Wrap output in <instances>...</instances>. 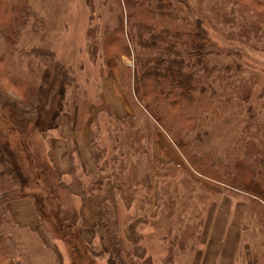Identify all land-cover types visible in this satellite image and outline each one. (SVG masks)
Returning <instances> with one entry per match:
<instances>
[{
    "label": "trees",
    "instance_id": "obj_1",
    "mask_svg": "<svg viewBox=\"0 0 264 264\" xmlns=\"http://www.w3.org/2000/svg\"><path fill=\"white\" fill-rule=\"evenodd\" d=\"M46 1L0 0V96L15 99L29 112L33 118L27 123L39 124L54 102L57 120L65 113L73 118L71 132L79 134L87 127L92 171L86 173L77 151L71 161L69 156L73 165L67 174L78 199L94 208L92 224L86 220L85 230L93 229L101 238L108 260L153 264L140 234L132 235L128 228L138 219L144 221L150 208L148 217H154L159 206L168 217L173 214L174 202L161 203L159 193L155 199L151 184L133 183L136 166L142 163L150 183L155 176L180 177L189 195L197 190L213 195L222 191L246 201L247 214L257 223L264 261V89H257L253 66L238 50L264 53V0H111L109 18L87 30V52L91 61H99L101 75L121 69L119 86L132 112L124 118H116L104 106L92 113L88 96L69 69L56 65L52 52L21 46L25 32L35 35L43 28L34 5ZM88 3L92 10L91 0ZM122 58L132 60L133 66L112 64ZM32 63L63 71L66 78L59 82L56 76L52 87L47 78H38ZM58 83L64 91L56 94ZM229 114L240 119L238 136L226 154L214 153L205 143L212 128ZM54 116L46 130H57V124L52 126ZM145 121L151 123V142L165 136L185 166L153 154L147 134H136ZM127 132L134 135L130 144H122ZM68 136L65 147L69 140L77 144L72 133ZM1 137L0 264H31L24 241L12 233L15 224L7 207L14 190L29 176L22 174L20 159ZM137 200L142 217L129 216L121 229L119 207L129 210ZM181 213L175 214L178 226L166 229L162 237L167 246L164 264H173L177 255L187 253L193 264L202 244V221L195 217L187 223Z\"/></svg>",
    "mask_w": 264,
    "mask_h": 264
},
{
    "label": "rangeland",
    "instance_id": "obj_2",
    "mask_svg": "<svg viewBox=\"0 0 264 264\" xmlns=\"http://www.w3.org/2000/svg\"><path fill=\"white\" fill-rule=\"evenodd\" d=\"M91 3L92 10L88 0H47L44 3H36L35 15L43 28L35 35L25 32L21 46H36L52 52L56 65L69 69V74L73 76L79 89L88 96L92 113L96 115L104 106L111 110L116 118H124L132 115V112L119 86L121 69H109V72H104L103 76L99 61H91L87 52V30L90 26L104 24L109 18L111 0H91ZM99 14L102 17L93 20V16ZM214 21L218 22L216 19ZM238 50L253 66L256 87L261 91L264 89V53L245 47H239ZM121 60V62L114 60L112 64L117 67L121 64L130 68L133 66L130 59ZM32 68L36 70L38 78H47L52 83V87L56 76L59 82L66 78L63 71L46 70L40 63H32ZM60 90L64 91V86L61 88L58 83L57 91L56 88L53 91L58 94ZM11 100L0 96V135L6 142L8 150L15 158L20 159L22 174L25 172L24 174L29 177L26 184L14 190L7 207L15 224L12 233L18 234L24 241L29 261L31 264H115L112 260H108L104 252L105 244L100 241L101 238L95 231L85 230L89 226L84 224L86 220L89 219L88 222L92 224L94 208L91 204H83L78 199L71 177L61 168L57 157L52 155L49 145L51 138L52 145L56 140L64 143V132L65 135L72 133L78 144H73L69 140L67 144L69 146L61 150L63 144L60 143L62 144L59 147L60 152L63 155L66 152L68 156L69 171L73 165L72 162L70 163L72 155L78 151L82 156L80 161L89 174V171H92L89 162L91 161L92 165L93 161L88 158L91 154L87 127L79 134L71 132L73 118L65 113L60 120H57L53 114L56 110L53 106L54 102L50 109L51 113L42 114L39 124H36L37 120L35 123H27L25 120L31 118V114L18 107L13 101L15 99ZM99 103L100 107L97 105ZM257 104H260V101H257ZM52 116H54L52 126L58 125L56 131L46 130ZM149 124H151L149 121H145L140 129L136 130V134L142 131L147 134L150 144L152 143L153 154L158 159L168 158L185 166V162L165 136L161 135L158 140L151 142ZM101 126L103 129V123ZM41 129L44 130L42 134L39 131ZM239 129L240 119H236L232 114L226 115L212 128L205 143L207 149L217 154L221 151L226 154L227 149L231 148L232 142L238 136ZM84 134H87L86 149L81 143ZM133 135V132H127L122 144H130ZM4 157L6 164L10 166L6 152ZM41 170L44 172L43 175ZM155 177H152L154 180L150 183L143 164L139 163L133 174V183L144 180L147 185L151 184L155 199L159 193L162 198L161 203L168 200L174 202L173 214L168 217L167 210L159 206L156 215L148 217L146 215L153 211L150 208L144 221L138 219L128 228V232L132 235L134 232L140 234L142 244L148 256L152 258L153 264H164L167 246L162 237L167 232L166 229L178 226L175 214L180 212L187 223L195 217L202 221V244L199 246L198 258L195 257L193 264H264L261 259V247L258 245L260 237L257 223L249 218L246 201L227 196L222 191L213 195L204 190H197L193 195H189L180 177ZM203 198L205 201L202 200ZM140 200L144 201V199ZM139 203L140 201L136 202L129 210L119 207L121 229L129 216L143 214L139 210L141 205ZM57 217L58 221H55ZM190 254L177 255L173 264H191Z\"/></svg>",
    "mask_w": 264,
    "mask_h": 264
},
{
    "label": "crops",
    "instance_id": "obj_3",
    "mask_svg": "<svg viewBox=\"0 0 264 264\" xmlns=\"http://www.w3.org/2000/svg\"><path fill=\"white\" fill-rule=\"evenodd\" d=\"M67 136H68V134L67 135H65V132H64V134H63V137L66 139L67 138ZM86 139H87V134H84V136H83V140L81 141V143H82V146H84L85 147V149H86V146H87V142H86ZM77 141V140H76ZM65 142V141H64ZM60 143H62L61 141H55V142H53V145H52V147H51V153H52V155H54V156H56L57 157V160H59V164H60V166H61V168H63L64 169V172H66V173H68V169H69V167H67L68 166V162H67V160H68V156L66 155V152L64 153L65 155H63L61 152H60V149H59V147H60V145H62L61 146V150H62V148L64 147V149H65V146H64V144L65 143H62V144H60ZM77 144H78V141H77ZM65 151V150H64ZM80 151H81V149H80ZM65 156V157H64ZM82 157V156H81ZM88 158H91L90 156L88 157ZM84 161V160H83ZM90 163V165L89 166H92L91 165V161L89 162ZM84 166V165H83ZM18 203V202H17ZM19 203H22V202H19ZM10 209V208H9ZM41 227H42V225H40ZM43 228V227H42Z\"/></svg>",
    "mask_w": 264,
    "mask_h": 264
}]
</instances>
